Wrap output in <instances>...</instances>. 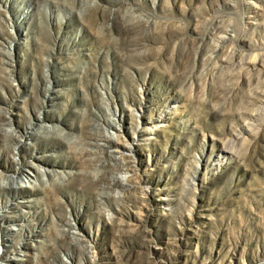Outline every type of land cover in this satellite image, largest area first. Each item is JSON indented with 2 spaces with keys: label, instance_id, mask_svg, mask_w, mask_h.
<instances>
[{
  "label": "rangeland",
  "instance_id": "obj_1",
  "mask_svg": "<svg viewBox=\"0 0 264 264\" xmlns=\"http://www.w3.org/2000/svg\"><path fill=\"white\" fill-rule=\"evenodd\" d=\"M0 264H264V0H0Z\"/></svg>",
  "mask_w": 264,
  "mask_h": 264
},
{
  "label": "bare ground",
  "instance_id": "obj_2",
  "mask_svg": "<svg viewBox=\"0 0 264 264\" xmlns=\"http://www.w3.org/2000/svg\"><path fill=\"white\" fill-rule=\"evenodd\" d=\"M105 139L108 141V143H112V138H106L105 137ZM117 147H120V146H117ZM19 179H14V181L16 182V183H19V181H18ZM117 182H116V179H114V180H111V183L108 185L110 188L111 187H113V185H115Z\"/></svg>",
  "mask_w": 264,
  "mask_h": 264
}]
</instances>
